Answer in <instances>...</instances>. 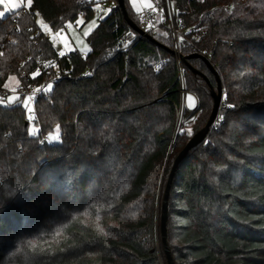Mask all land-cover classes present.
I'll return each instance as SVG.
<instances>
[{"label": "trees", "instance_id": "obj_1", "mask_svg": "<svg viewBox=\"0 0 264 264\" xmlns=\"http://www.w3.org/2000/svg\"><path fill=\"white\" fill-rule=\"evenodd\" d=\"M99 1L33 0L0 17L2 99L12 76L25 86L46 81L19 77L35 70L38 56L60 71L34 102L32 120L25 95L0 104V264H168L166 183L214 106L210 85L193 69L218 87L197 56L205 52L233 107L178 165L167 244L175 264H264V0L193 1L190 14L188 0H173L185 25L207 30L180 48L186 87L198 98L184 112L194 120L191 134L178 130V61L168 33L152 35L156 41L139 34L118 3L86 37V55L60 56L36 23V13L54 31L80 16L88 22ZM125 5L138 25V11ZM31 122L37 135L29 134ZM56 128L60 139L50 142Z\"/></svg>", "mask_w": 264, "mask_h": 264}, {"label": "built area", "instance_id": "obj_2", "mask_svg": "<svg viewBox=\"0 0 264 264\" xmlns=\"http://www.w3.org/2000/svg\"><path fill=\"white\" fill-rule=\"evenodd\" d=\"M193 1H203V0H188L187 7L183 10L185 13H195L197 7L192 4ZM237 3H246L250 0H235ZM118 2L116 0H100L99 1V8L100 14L106 15L112 9L117 6ZM233 5L229 4L225 6L226 8H231ZM216 6L212 8L208 12V17H211ZM82 15L85 14L84 11L81 12ZM138 27L144 31L146 34H169L172 39L173 50L176 52V57L178 61V81L180 84V93H181V104L179 111L185 115V110L188 109L187 102H186V95L188 93L194 94L188 91L186 87L185 75H184V68L182 65V57H181V42L186 41L187 43H192L193 40L199 41L201 40L202 36L206 34L207 30L203 25L199 23H193L190 25H185L182 18L179 17V8L176 2L173 0H149V4L146 6H142V8L138 11ZM36 46L38 45V41L34 43ZM64 50V48H63ZM206 58L211 57L210 52H205L203 54ZM55 63L45 57L38 56L36 58V68L32 73H29L27 70L23 69L19 76L28 79L29 77H34L35 75L43 74L46 78V81L41 86L36 85H28L25 86L24 84H19L16 86L14 91L19 94L26 95L28 94L31 97L32 102L34 103L40 96L49 90H51L52 85L55 81L60 77V71L54 70ZM159 65H156V68ZM54 70V72H53ZM47 79V77H49ZM86 76V74H84ZM51 85V88H49ZM196 97V95L194 94ZM197 104H198V98ZM230 105L228 102L222 98V102L219 108L218 115L216 117L215 122L213 123L212 127L217 129L224 121V110L230 109ZM183 124V122H182Z\"/></svg>", "mask_w": 264, "mask_h": 264}, {"label": "rangeland", "instance_id": "obj_3", "mask_svg": "<svg viewBox=\"0 0 264 264\" xmlns=\"http://www.w3.org/2000/svg\"><path fill=\"white\" fill-rule=\"evenodd\" d=\"M99 1V0H98ZM131 6L134 8V10L139 11L142 6H146L149 4V0H129ZM16 3H21L22 6L18 9H14L11 12H6L3 17H6L8 14L17 11L19 9L25 8L28 9L30 6L27 5V0H15ZM11 7V5H9ZM4 11V5H0V12ZM105 15L100 14V8L99 3L95 6V14L93 18H91L88 22H85L84 17L80 16L75 23H68L64 28H62L59 31H54L48 22L44 20V18L39 14L36 13V23L38 25V28L40 31H42L51 41L54 48L60 53L63 52L64 54L73 50H78L81 52L82 55H86L89 50V44L86 40V37L94 30V28L97 26L99 22L100 17H104ZM1 17V18H3ZM85 32L88 33L87 36H85ZM64 48V50H63ZM20 77V76H19ZM47 77V79H49ZM20 83L18 79L15 76L10 77L9 79V91L7 92L6 98L2 99L0 96V104H7L9 102V97H12L13 101L17 100L20 97V94L14 91L15 87L18 86ZM29 95L26 94L22 103L27 100V113L29 118L32 120L34 117V103L31 99H29ZM186 102L188 106V110L190 112H193L197 107V99L194 96V94L188 93L186 95ZM24 105V103H23ZM25 107V106H24ZM31 109L29 112L28 109ZM183 122V124H182ZM194 125L193 118H188L186 115L182 114L181 111H178V130L181 127H184V129L189 133V130L192 131V127ZM39 132L38 127H36L33 122H31V125L29 127V134L30 135H37ZM55 138V139H53ZM60 139V132L58 128L55 129L54 132L50 133L48 135V140L50 142H56ZM173 145L170 149V152L168 154L167 162L171 159V153H172Z\"/></svg>", "mask_w": 264, "mask_h": 264}, {"label": "water", "instance_id": "obj_4", "mask_svg": "<svg viewBox=\"0 0 264 264\" xmlns=\"http://www.w3.org/2000/svg\"><path fill=\"white\" fill-rule=\"evenodd\" d=\"M119 6L121 7L127 21L129 22V24L141 35H145L147 38L151 39V40H155V38L151 35V34H146L144 31H142L137 24H135L134 22H132V20L129 18L128 15V11L125 5V0H118ZM174 53H176L173 50ZM200 56L202 59H204L208 65L211 67V69L216 73L217 75V80H218V87L217 89H215L211 84L210 81L208 79V77L206 75H204L203 73L198 72L197 70L193 69L195 72L199 73L204 80L210 85L211 87V92H212V96L214 99V106L211 112V115L209 117V120L207 122V124L205 125V127L197 132L196 134H194L189 141L187 142V144L185 145V147L180 151V153L175 157L172 168H171V172L169 174L167 183H166V188H165V192H164V197H163V201L161 204V234H162V242L164 245V249L166 252V257H167V262L168 264H175L172 254L170 252V249L168 247L167 244V218H168V201H169V195H170V188L176 173V170L178 168L179 163L181 162V160H183L185 158V156L188 154V152L196 147L197 145H199L201 142H203L207 136L208 133L210 132L211 126L213 125V123L216 120V117L218 115L219 112V108L222 102V98H223V89H222V84H221V80L220 77L218 76L214 66L212 65V63L210 62V60L208 58H206L203 55H197ZM181 57H184L183 55H181Z\"/></svg>", "mask_w": 264, "mask_h": 264}, {"label": "snow or ice", "instance_id": "obj_5", "mask_svg": "<svg viewBox=\"0 0 264 264\" xmlns=\"http://www.w3.org/2000/svg\"><path fill=\"white\" fill-rule=\"evenodd\" d=\"M33 3V0H27V5L28 6H31ZM0 5H4V11L3 12H0V17H3L5 15L6 12H11L13 11L14 9H18L22 6L21 3H16L15 0H0ZM9 5H11V7H9ZM88 33L85 32V36H87ZM60 56H63L64 53L63 52H60L59 53ZM35 76V74H33ZM49 88H51V85H49ZM9 102L11 103L13 98L12 97H9ZM29 99H31V97H29ZM24 106L27 107V100H25L24 102ZM229 107H233V105H228ZM28 111L30 112L31 109L29 108ZM189 134H191V130H189ZM55 139V138H53Z\"/></svg>", "mask_w": 264, "mask_h": 264}]
</instances>
